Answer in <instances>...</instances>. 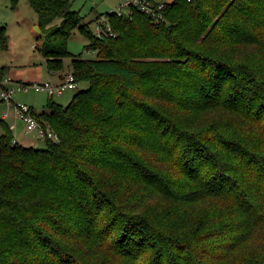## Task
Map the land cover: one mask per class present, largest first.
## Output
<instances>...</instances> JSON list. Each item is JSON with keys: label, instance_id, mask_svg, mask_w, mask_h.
<instances>
[{"label": "trees", "instance_id": "1", "mask_svg": "<svg viewBox=\"0 0 264 264\" xmlns=\"http://www.w3.org/2000/svg\"><path fill=\"white\" fill-rule=\"evenodd\" d=\"M72 1L27 0L47 71L87 88L35 113L44 149L0 120V264H264V0L106 14L114 37Z\"/></svg>", "mask_w": 264, "mask_h": 264}, {"label": "rangeland", "instance_id": "2", "mask_svg": "<svg viewBox=\"0 0 264 264\" xmlns=\"http://www.w3.org/2000/svg\"><path fill=\"white\" fill-rule=\"evenodd\" d=\"M118 4V0H73L71 9L79 13L83 18V22L89 24V29L94 34L96 27L95 20L100 16L104 17L106 14L114 12ZM124 13L126 14V12ZM55 24L58 25L59 20L55 21ZM36 26L37 18L29 7L27 0H17L14 8L10 0H0V27L5 28L9 40L8 48L0 51V67H6L9 70L5 78L9 77L11 71L14 77H19V80H22L19 81L12 78L14 82L30 84L40 80H43V82L49 81L48 79L50 78L47 74L45 60L38 51L43 44V34H40L36 30ZM88 44V40L78 29H75L67 42V50L73 56L79 55L84 60H93L96 58V52L86 51ZM70 61L71 58L63 59V73L70 71ZM38 73L41 74V78L37 76ZM6 87L9 89L13 88L12 85H7ZM86 88V83L79 84L72 91H68L71 92L70 97L66 93L62 97L53 96L52 100L66 107L75 94ZM12 99L16 104L31 107L36 113L45 112L46 104L49 100L45 93H37L32 89H14ZM6 113L9 114L7 105L4 104L0 98V120H2V117L5 116ZM5 117L7 122L14 121L13 117L10 115H6ZM18 127L25 128L23 123L22 125L18 123ZM1 134L2 129L0 128V135ZM24 139L25 138L19 139V145L27 147L24 144L26 143ZM32 147L44 149L45 143L43 140H38L35 146Z\"/></svg>", "mask_w": 264, "mask_h": 264}, {"label": "built area", "instance_id": "3", "mask_svg": "<svg viewBox=\"0 0 264 264\" xmlns=\"http://www.w3.org/2000/svg\"><path fill=\"white\" fill-rule=\"evenodd\" d=\"M119 4L114 13L117 17L128 16L133 10H138L142 14L149 17V19L155 23H160L162 18V10L169 2V0H118ZM126 12V14L124 13ZM94 34L97 37L102 35H107L109 37H114V33L111 30L109 23L107 22L106 15L104 17H99L95 22ZM12 85L13 88L9 89L6 86ZM76 88L73 76L70 71L63 73L61 81L57 84L51 82H35L26 84L24 82H14L11 78L7 77L0 82V98L4 104L7 105V110L9 112L6 115H10L14 119L23 123L25 127V133L30 134L32 132L36 133L41 140L56 141V135L51 130L49 126H42L35 117V112L31 107L25 105L16 104L13 102L14 89L26 90L32 89L37 93H45L48 97L59 96L68 90H73ZM5 115V116H6ZM3 116L5 119L6 117Z\"/></svg>", "mask_w": 264, "mask_h": 264}, {"label": "crops", "instance_id": "4", "mask_svg": "<svg viewBox=\"0 0 264 264\" xmlns=\"http://www.w3.org/2000/svg\"><path fill=\"white\" fill-rule=\"evenodd\" d=\"M37 27V26H36ZM47 74H48V76H49V78L50 79H48L49 80V82H51V83H53V84H57V83H59L60 81H61V78H62V76H63V73H50V72H48L47 71ZM19 76V75H18ZM37 76L39 77V78H41V74H37ZM9 77L12 79H16V80H19L20 78L19 77H14L12 74H11V71H10V73H9ZM12 79V80H13ZM19 81H22V80H19ZM37 82H43V80H40V81H37ZM44 82H47V81H44ZM68 91H72V90H68ZM68 91H66V92H64L63 94H61V95H59V97H62L64 94H68V96L70 97V95H71V92H68ZM48 97V96H47ZM58 97V98H59ZM68 97V98H69ZM49 98H53V97H48V99ZM67 98V99H68ZM56 104H59L60 105V103H56ZM36 113V112H35ZM37 113H39V112H37ZM14 119V118H13ZM2 120L3 121H5L6 122V124L8 125V127H9V130L11 131V133L13 134V137H14V140L17 142V144H19V139L20 138H25L24 140L26 141V143H24L27 147H32V146H35V143L38 141V140H41V139H39L38 138V136L36 135V133H34V132H32V133H30V134H27V133H25V128H19L18 127V123L19 124H21L22 125V122H20V121H18V120H16V119H14V121H11V122H7L6 121V119H4L3 117H2Z\"/></svg>", "mask_w": 264, "mask_h": 264}, {"label": "water", "instance_id": "5", "mask_svg": "<svg viewBox=\"0 0 264 264\" xmlns=\"http://www.w3.org/2000/svg\"><path fill=\"white\" fill-rule=\"evenodd\" d=\"M36 30L38 31V28L36 27ZM39 32V31H38Z\"/></svg>", "mask_w": 264, "mask_h": 264}]
</instances>
